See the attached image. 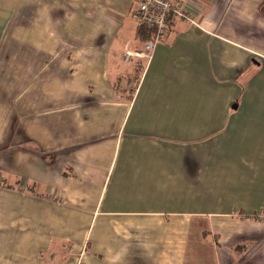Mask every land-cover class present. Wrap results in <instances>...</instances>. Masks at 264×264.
Listing matches in <instances>:
<instances>
[{
	"label": "crops",
	"instance_id": "1",
	"mask_svg": "<svg viewBox=\"0 0 264 264\" xmlns=\"http://www.w3.org/2000/svg\"><path fill=\"white\" fill-rule=\"evenodd\" d=\"M188 1L0 0V264H264V0Z\"/></svg>",
	"mask_w": 264,
	"mask_h": 264
},
{
	"label": "built area",
	"instance_id": "2",
	"mask_svg": "<svg viewBox=\"0 0 264 264\" xmlns=\"http://www.w3.org/2000/svg\"><path fill=\"white\" fill-rule=\"evenodd\" d=\"M188 3V0H140L132 16L152 38L144 41L141 49L126 46L123 53L124 62L132 63L139 58L150 60L157 44L163 40L175 20L198 24L195 16L190 12ZM258 217L263 218L262 215Z\"/></svg>",
	"mask_w": 264,
	"mask_h": 264
},
{
	"label": "rangeland",
	"instance_id": "3",
	"mask_svg": "<svg viewBox=\"0 0 264 264\" xmlns=\"http://www.w3.org/2000/svg\"><path fill=\"white\" fill-rule=\"evenodd\" d=\"M132 12V11H131ZM133 14V12H132ZM132 17V15H131ZM131 17L130 15L128 16L127 20L128 21H131L133 22L132 24L134 26H136V22L133 20H131ZM133 31H135V28H133ZM136 49H141V48H136ZM137 59H135L132 63H125L124 60H123V55H122V61H123V64L124 65H128V66H133L134 65V62L136 61ZM138 60H144V58H139ZM256 77L257 76V59L253 60L251 62V64L247 67V71L246 73L244 74V78H252V77ZM256 104L253 105V110L251 111V109H246V114H249V115H256V118H257V99H256ZM255 110V111H254ZM244 115L245 118H249L247 115ZM243 134V133H242ZM241 132L239 134H237V137L238 139L236 140H233L231 139L229 141V143H231V145L235 148L236 146H238V148L241 147L242 145V142L241 141ZM247 145V144H246ZM244 153V151H243ZM246 155V153L244 154ZM247 160H250L248 157H247ZM234 166H230V167H225V168H219L218 166L214 165V172H213V177H215L216 175L220 176V177H224V178H227L228 177V174H229V170H232ZM228 169V170H227ZM252 177V172H251V169H248V170H245L242 172V175L240 178H245V181H246V178L249 179ZM226 186V183L224 184H221V183H217L216 181V177H215V180L213 183H206V182H198V191L202 193V195H206V194H209L211 191V189L213 190V193L215 194V196H219V192H221ZM256 186L257 187V179H256V182H248L246 184V188L249 189L251 187H254ZM229 190L231 192L235 191V193L237 192L236 190V187L235 185L230 182V188ZM257 194V193H256ZM198 200V199H197ZM200 203L204 204L205 200H198ZM206 204V203H205Z\"/></svg>",
	"mask_w": 264,
	"mask_h": 264
},
{
	"label": "trees",
	"instance_id": "4",
	"mask_svg": "<svg viewBox=\"0 0 264 264\" xmlns=\"http://www.w3.org/2000/svg\"><path fill=\"white\" fill-rule=\"evenodd\" d=\"M261 11L262 13H264V4L262 5ZM137 34L143 42L152 38L150 33L146 29H144L142 26H140V24L137 29Z\"/></svg>",
	"mask_w": 264,
	"mask_h": 264
},
{
	"label": "bare ground",
	"instance_id": "5",
	"mask_svg": "<svg viewBox=\"0 0 264 264\" xmlns=\"http://www.w3.org/2000/svg\"><path fill=\"white\" fill-rule=\"evenodd\" d=\"M137 21V20H136ZM138 22V21H137ZM166 34V33H165ZM126 46H128L129 48H133L132 46H130L129 44H125V46H124V51H125V47ZM124 51H123V53H124Z\"/></svg>",
	"mask_w": 264,
	"mask_h": 264
}]
</instances>
